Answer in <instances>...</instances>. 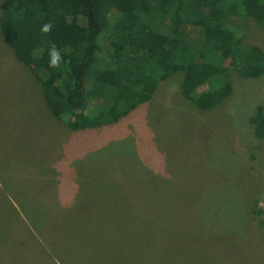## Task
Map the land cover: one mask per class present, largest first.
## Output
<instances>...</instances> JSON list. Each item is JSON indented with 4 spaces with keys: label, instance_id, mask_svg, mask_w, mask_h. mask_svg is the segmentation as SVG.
I'll list each match as a JSON object with an SVG mask.
<instances>
[{
    "label": "rangeland",
    "instance_id": "1",
    "mask_svg": "<svg viewBox=\"0 0 264 264\" xmlns=\"http://www.w3.org/2000/svg\"><path fill=\"white\" fill-rule=\"evenodd\" d=\"M236 27L264 50L262 27ZM229 74L211 110L177 73L117 123L72 131L0 37V264H264V75Z\"/></svg>",
    "mask_w": 264,
    "mask_h": 264
},
{
    "label": "trees",
    "instance_id": "2",
    "mask_svg": "<svg viewBox=\"0 0 264 264\" xmlns=\"http://www.w3.org/2000/svg\"><path fill=\"white\" fill-rule=\"evenodd\" d=\"M238 19L264 29V0H3L0 37L40 84L51 115L81 131L117 123L177 73L181 96L200 111L232 94L229 69L264 75V50L242 42ZM250 123L263 140V108Z\"/></svg>",
    "mask_w": 264,
    "mask_h": 264
},
{
    "label": "clouds",
    "instance_id": "3",
    "mask_svg": "<svg viewBox=\"0 0 264 264\" xmlns=\"http://www.w3.org/2000/svg\"><path fill=\"white\" fill-rule=\"evenodd\" d=\"M52 23H45L42 25L41 27V32L47 33L51 30L52 28ZM49 56H50V60H49V67L51 68H57L60 66L62 57L60 54V51L57 49V47L53 44L50 49H49Z\"/></svg>",
    "mask_w": 264,
    "mask_h": 264
},
{
    "label": "crops",
    "instance_id": "4",
    "mask_svg": "<svg viewBox=\"0 0 264 264\" xmlns=\"http://www.w3.org/2000/svg\"><path fill=\"white\" fill-rule=\"evenodd\" d=\"M35 80V79H34Z\"/></svg>",
    "mask_w": 264,
    "mask_h": 264
}]
</instances>
